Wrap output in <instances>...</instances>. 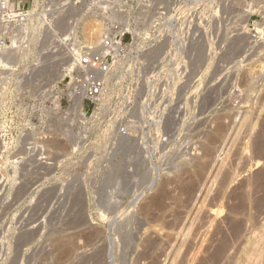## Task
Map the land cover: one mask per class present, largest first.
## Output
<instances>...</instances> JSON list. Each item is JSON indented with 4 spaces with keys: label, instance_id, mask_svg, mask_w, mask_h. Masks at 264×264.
I'll use <instances>...</instances> for the list:
<instances>
[{
    "label": "built area",
    "instance_id": "built-area-1",
    "mask_svg": "<svg viewBox=\"0 0 264 264\" xmlns=\"http://www.w3.org/2000/svg\"><path fill=\"white\" fill-rule=\"evenodd\" d=\"M242 2L0 0V160H47L58 128L76 159L155 187L196 157V125L207 137L211 80L264 62Z\"/></svg>",
    "mask_w": 264,
    "mask_h": 264
},
{
    "label": "rangeland",
    "instance_id": "rangeland-1",
    "mask_svg": "<svg viewBox=\"0 0 264 264\" xmlns=\"http://www.w3.org/2000/svg\"><path fill=\"white\" fill-rule=\"evenodd\" d=\"M237 7L264 22V0ZM235 66L237 77L211 80L196 157L150 190L76 159L58 128L47 160L1 159L0 264H264V62Z\"/></svg>",
    "mask_w": 264,
    "mask_h": 264
},
{
    "label": "bare ground",
    "instance_id": "bare-ground-1",
    "mask_svg": "<svg viewBox=\"0 0 264 264\" xmlns=\"http://www.w3.org/2000/svg\"><path fill=\"white\" fill-rule=\"evenodd\" d=\"M222 128V127H221ZM223 129V128H222ZM217 130V129H216ZM220 131H222V130H220ZM219 132V131H218ZM223 132V131H222ZM220 135V134H219ZM222 136V135H221ZM214 137V136H213ZM221 138V137H220ZM207 139V138H206ZM216 139V138H215ZM215 142V141H214ZM219 142H221V141H219ZM210 144V143H209ZM213 144V143H212ZM205 146H207V145H205ZM215 146V145H214ZM217 148V147H216ZM205 149V148H204ZM204 151V150H203ZM214 152V151H213ZM219 152V151H218ZM198 153V152H197ZM197 153H196V155H197ZM200 153V152H199ZM215 155V154H214ZM207 156V155H206ZM201 158V157H200ZM210 158V157H209ZM208 159V158H207ZM213 159V158H212ZM199 160V159H198ZM202 160V159H201ZM189 162V161H188ZM208 162V161H207ZM202 164V163H201ZM200 165V164H199ZM195 166H196V164H195ZM202 166H204V165H202ZM197 167V166H196ZM201 167V166H200ZM209 167V166H208ZM205 168H207V167H205ZM202 169V168H201ZM210 169V168H209ZM194 171V170H193ZM203 171V170H202ZM207 171V170H206ZM213 171H215V170H213ZM196 172V171H195ZM202 173V172H201ZM198 174V173H197ZM208 175V174H207ZM226 175V174H225ZM200 176V175H199ZM210 176V175H209ZM205 179V178H204ZM187 181V180H186ZM184 184V183H183ZM201 191V190H200ZM240 226V225H239ZM148 240V239H147ZM149 244V243H148ZM222 251V250H221ZM224 251V250H223ZM217 252V251H216ZM221 254H222V252H220ZM172 254V253H171ZM223 256V255H222ZM169 257V256H168ZM220 259V258H219ZM185 260V259H184ZM153 261V260H152ZM156 261V260H155ZM159 261V260H158ZM170 261V260H169ZM188 261V260H187ZM167 262V261H166ZM183 262V261H182ZM150 263V262H149ZM154 263V262H153ZM173 264V263H172Z\"/></svg>",
    "mask_w": 264,
    "mask_h": 264
}]
</instances>
